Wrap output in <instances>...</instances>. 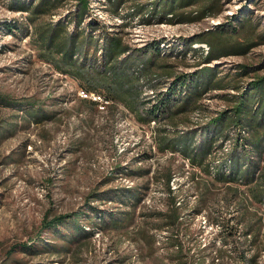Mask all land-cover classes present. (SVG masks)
Listing matches in <instances>:
<instances>
[{"label": "rangeland", "instance_id": "1", "mask_svg": "<svg viewBox=\"0 0 264 264\" xmlns=\"http://www.w3.org/2000/svg\"><path fill=\"white\" fill-rule=\"evenodd\" d=\"M155 1L162 0H126L112 14L103 0H90L80 23H103L128 48L115 66L135 84L130 109L103 94L82 95L79 80L39 55L27 11L0 0V264H264V162L250 181L220 177L229 172L223 162L234 146L232 127L211 142L202 166L185 153L198 152L206 126L230 107L228 97L264 76V0H220L218 14L200 18L201 0L181 7V19L169 12L161 19L158 7L136 11ZM75 4L64 0L41 20L71 32L67 14ZM93 29L100 33L99 25ZM221 30L254 44L206 60L197 46ZM208 68L222 88L205 90L175 114L142 120L175 77ZM39 108L51 116L37 121L32 111ZM71 213L79 220L43 227ZM122 213L127 219L114 227ZM55 244L67 247L58 253Z\"/></svg>", "mask_w": 264, "mask_h": 264}, {"label": "trees", "instance_id": "2", "mask_svg": "<svg viewBox=\"0 0 264 264\" xmlns=\"http://www.w3.org/2000/svg\"><path fill=\"white\" fill-rule=\"evenodd\" d=\"M20 3V7L27 11V21L33 24L32 30L29 32L33 35V40L39 55L43 60L54 65L59 71L66 73L75 79L79 80L83 86V90L96 92L101 96L103 94L106 99H120L124 101L130 109H135L133 92L128 91V87H132L134 82L131 78L119 73L116 68V63L119 57L128 49L124 46L117 32L109 30L103 23H98L95 20L87 22L86 26L80 28V23L91 10L90 0H75V8L68 12V24L70 21L75 23L71 32H67V25L58 22L51 24L41 20L42 14L50 13L58 7L64 0H13ZM126 0H103L105 7L112 14H118L120 5ZM199 0H162L161 3L155 1L149 9L144 8V5L136 7V11L143 13L147 10V14H152L153 10L157 9L160 18H165L164 14L169 12L170 16L180 18L181 7L193 5ZM202 7L197 18L206 15H215L220 11L218 3L220 0H201ZM18 5V4H17ZM153 9V10H152ZM170 19V18H165ZM240 23L245 21V18L240 19ZM100 26V33H94V25ZM264 40V38L260 37ZM209 46V50L205 55V59H216L221 55L230 52L245 53L253 42L242 44L237 42L232 35L223 34V31L210 32L207 38H201ZM196 42H192L194 44ZM159 50L158 46H153ZM191 46V50L194 49ZM98 51L101 56H98ZM203 54V53H202ZM103 68H92L97 62ZM248 68H243L241 73H246ZM220 78L215 75L211 68L193 72L184 75H179L174 78L166 90L161 91L157 95L156 101L144 111L145 116H140L142 120L149 122L159 116H170L187 108L189 103H192L205 90L222 88ZM239 88V84L235 85ZM231 101L229 108L221 112L211 124L206 126L203 133L204 137L199 142L198 152L194 149L186 148L185 153L193 164L202 166L203 158L211 150V142L214 141L217 135L227 127H232L236 130L234 136V146L228 158L223 162V165L229 167L228 174L220 176L223 172L222 168L217 174L223 180H242L250 181V176L254 175V170L258 164L264 162V76H259L241 90L237 96L228 97ZM193 100V101H192ZM4 101L9 102L10 100ZM39 108L37 111H32L35 118L38 120L50 117L51 114L46 113ZM230 129V128H229ZM226 131V130H225ZM166 147H173V144L164 142ZM257 154V160L253 161L250 155ZM244 163L248 164L245 169ZM207 164H205L206 166ZM210 172V169L203 168ZM242 169V170H241ZM224 173V172H223ZM264 172L261 173L263 175ZM174 221L178 220L177 208L173 209ZM77 214H62L54 216L50 220L43 223V227L56 231L58 225L69 222L72 218L74 222L78 221ZM127 219L125 213H122L116 220H113L114 227H120ZM69 222V223H70ZM106 223L104 222V225ZM55 229V230H53ZM71 229V225H70ZM93 231V230H92ZM65 239L70 240L68 236ZM25 249L37 250L33 246L22 245ZM52 249L61 253L67 246L55 244Z\"/></svg>", "mask_w": 264, "mask_h": 264}, {"label": "built area", "instance_id": "3", "mask_svg": "<svg viewBox=\"0 0 264 264\" xmlns=\"http://www.w3.org/2000/svg\"><path fill=\"white\" fill-rule=\"evenodd\" d=\"M198 45H199V46H197V47L200 48V50H201V52H202L203 54H206V53L208 52V50H209V46H208L205 42H200ZM80 93H81L82 95H85V96L88 95L83 89L80 91ZM90 94L92 95L93 98H96V99H97V97H98V99H101V96L98 95V94H95L94 92H90Z\"/></svg>", "mask_w": 264, "mask_h": 264}]
</instances>
